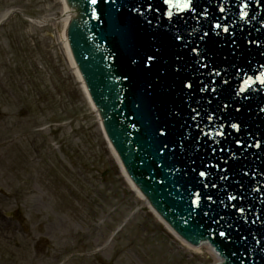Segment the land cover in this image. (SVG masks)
I'll return each instance as SVG.
<instances>
[{
	"label": "water",
	"instance_id": "1",
	"mask_svg": "<svg viewBox=\"0 0 264 264\" xmlns=\"http://www.w3.org/2000/svg\"><path fill=\"white\" fill-rule=\"evenodd\" d=\"M66 3L71 55L130 180L216 264H264V0L171 17L163 0Z\"/></svg>",
	"mask_w": 264,
	"mask_h": 264
},
{
	"label": "rangeland",
	"instance_id": "2",
	"mask_svg": "<svg viewBox=\"0 0 264 264\" xmlns=\"http://www.w3.org/2000/svg\"><path fill=\"white\" fill-rule=\"evenodd\" d=\"M11 8L0 27V140L14 138L0 148V264H215L147 205L107 243L140 198L67 57L62 0H0V16Z\"/></svg>",
	"mask_w": 264,
	"mask_h": 264
},
{
	"label": "bare ground",
	"instance_id": "3",
	"mask_svg": "<svg viewBox=\"0 0 264 264\" xmlns=\"http://www.w3.org/2000/svg\"><path fill=\"white\" fill-rule=\"evenodd\" d=\"M62 4H63V8H62V15H61V20L63 22V27H62V32H61V36H62V40H63V44H64V47H65V51H66V54H67V57L71 63V66L73 67L74 69V72L76 74V76L78 77V79H80V75H79V72H78V69L75 65V62L73 60V57L71 55V52H70V49H69V46H68V43H67V39H66V36H65V31H64V28L66 26V23L68 22V20L71 18L70 15H69V12H68V6L65 4L64 1H62ZM31 21L33 22H36V23H41V21H35L34 19H32ZM83 84V83H82ZM83 86V85H82ZM83 89H84V93L86 95V98L88 99V101L90 102L91 106L93 107L91 101H90V98H89V95L88 93L86 92L85 90V87L83 86ZM113 152V151H112ZM121 167V166H120ZM121 171H122V168H120ZM122 174L124 175L126 181L129 183L131 189L138 195L139 198L143 197L142 194L139 192L138 189L135 188V185L133 184V182L130 180V178L126 175V173L124 171H122ZM146 205L148 206V202L146 203ZM175 234V233H174ZM183 241V240H182ZM184 242V241H183ZM185 243V242H184ZM187 246L195 249V250H198L200 251V249H202V247H192L190 246L189 244L185 243ZM203 247H205L206 249H208L211 253H213L211 247H208L207 244H204ZM215 256V253L213 254Z\"/></svg>",
	"mask_w": 264,
	"mask_h": 264
},
{
	"label": "snow or ice",
	"instance_id": "4",
	"mask_svg": "<svg viewBox=\"0 0 264 264\" xmlns=\"http://www.w3.org/2000/svg\"><path fill=\"white\" fill-rule=\"evenodd\" d=\"M91 2L93 4H96L97 3V0H91ZM163 4L166 5L168 7V11H167V15L169 17L172 16V10L175 9L177 11H184V10H188L192 7V4H193V0H163ZM221 11H223V9H221ZM241 15V18H244L247 14L244 13V12H241L240 13ZM216 27H220L219 24L216 25ZM228 29L225 28L224 31H227ZM195 51V49H194ZM149 59H152L151 57H149ZM260 83L264 84V74H261L260 77H258ZM186 87H191L190 84H187L185 85ZM209 119H211V117H209ZM233 128H236L237 125L236 124H233L232 125ZM163 134V133H161ZM200 176L203 177L205 176V172H200ZM229 199H233V197H229ZM193 204H196L197 201L196 200H193L192 201ZM242 211V209H241ZM221 236H224L225 233L224 232H221L220 233Z\"/></svg>",
	"mask_w": 264,
	"mask_h": 264
},
{
	"label": "flooded vegetation",
	"instance_id": "5",
	"mask_svg": "<svg viewBox=\"0 0 264 264\" xmlns=\"http://www.w3.org/2000/svg\"><path fill=\"white\" fill-rule=\"evenodd\" d=\"M1 121H2V120H0V124L2 123ZM16 137L18 138V136H16ZM0 138H1V137H0ZM4 141H5V139H4V140H0V145L3 144ZM13 141H14V138H6V142H7L6 145H9L10 143H13ZM2 146H4V145H1L0 148H1Z\"/></svg>",
	"mask_w": 264,
	"mask_h": 264
}]
</instances>
